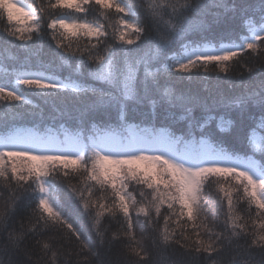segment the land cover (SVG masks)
I'll return each mask as SVG.
<instances>
[{
  "label": "snow or ice",
  "instance_id": "snow-or-ice-1",
  "mask_svg": "<svg viewBox=\"0 0 264 264\" xmlns=\"http://www.w3.org/2000/svg\"><path fill=\"white\" fill-rule=\"evenodd\" d=\"M93 3L99 6L105 19L109 18L107 13L113 8L118 14L111 43L103 26L87 19ZM206 6L194 4L192 0H147L139 4L135 0H50L48 7L52 12L69 9L83 15H59L44 24L43 7L37 11L25 0H0V16L6 17L13 25L3 39L19 41L22 48L30 47V41L39 47L43 42L44 29H50L51 40L56 41V48L60 50L57 56L61 60L74 57L83 62L86 58L90 65L89 77L111 89H97L72 77L57 79L54 74L45 75L49 71L45 67L34 72L5 73L7 82L0 85V101L29 104L31 101L25 89L35 90L39 95L71 92L78 98L87 94L95 97L88 104V113L92 117L90 126H86L82 117L75 130H65L55 136L14 132L0 138V181L5 182L9 190L8 203L0 210V242L6 251L20 252L25 241L32 237L42 254L40 258L50 255L48 264H57V260L61 259L60 252L70 247L74 239L76 251L65 253L69 258L62 260V264H72L73 254L84 257L82 264H90V261L105 264L99 249L109 242V229L102 226V219L107 213L116 219L122 216L126 224L122 235L132 242L129 252L143 261L148 256V250L146 242L142 243L132 235V211L135 210L137 222L143 215L145 223L151 225L154 222L152 213H155L158 222L161 208L166 203L163 230L158 238L149 236L148 239L156 246L168 245L173 239L176 242L183 240L197 256L207 254L204 264H223L214 253L222 251L226 244H239L249 236L245 224L241 223L244 218L234 209L232 192L225 188V184L233 187L237 194L242 191L249 211L255 206L256 217L264 221V135L258 140L256 131L264 130V82L258 91L230 98L222 105L228 111L219 115L217 109L198 102L200 117L192 115L191 107L184 109V119L190 125L205 129L217 121L220 131H231L234 121L230 118V110L257 107L259 120L255 122V127L249 126L246 137L255 152L261 154L260 161L247 154L243 158L235 156L219 142L189 141L181 148L182 141L175 137L150 132L139 124L133 126L129 123L127 102L130 100L136 105L145 102L152 105V110L146 114L149 119L158 115L157 101L152 98V93L154 89L161 88V76L170 77L174 71L191 73L201 66L207 69L210 63L227 72L229 62L246 51L255 54L264 49V0H258L246 9H237L235 4H214L224 9L223 15L229 12L240 15L243 31L237 37H223L228 40V45L209 48L195 40L185 42L190 33L207 30L194 24L189 16V12L199 15ZM149 29L154 35L145 38ZM69 32L73 37L84 33L89 39L95 37L97 42L90 43L83 50L73 49L71 40L65 43L57 39L58 35L67 39L65 34ZM206 39L201 35V40ZM138 41L146 43L147 47L143 54L132 56L124 46L137 44ZM117 42L119 46L115 47ZM176 42H179L178 49L174 48ZM153 64L157 66L152 67ZM174 96L172 88L163 87L162 97L168 104H173ZM175 99L193 103L192 97L180 95ZM101 110L105 114L115 110L116 118L105 120L92 115ZM80 174L86 175L93 184L79 191L70 184L69 188L83 204L95 232L94 239L84 236L78 226V217L66 214L59 199L61 185ZM212 183L227 200L223 231L215 230L216 218L210 212L206 189ZM129 185H132L131 190ZM93 188L100 193L98 200L91 204L98 209L94 214L89 212ZM27 189H31L37 198L33 212L35 223L27 229L21 225L19 229L10 230L15 204L19 200L17 193ZM170 221L176 224L179 237L170 233ZM189 226L195 234L194 240L186 234ZM259 228L260 231L253 232L250 240L242 246V258H233L231 264H264V255L257 261L250 251L253 246L264 250V222L259 224ZM65 229L67 234L58 241L55 232L63 233ZM120 238V233H114L111 240Z\"/></svg>",
  "mask_w": 264,
  "mask_h": 264
},
{
  "label": "trees",
  "instance_id": "trees-1",
  "mask_svg": "<svg viewBox=\"0 0 264 264\" xmlns=\"http://www.w3.org/2000/svg\"><path fill=\"white\" fill-rule=\"evenodd\" d=\"M32 8L37 11L44 8L45 12L43 23H50L51 18L59 15H83L76 14L69 9H56L55 12L48 7L50 0H25ZM54 2V0H51ZM137 4L146 3L147 0H135ZM194 4L207 5L203 11L197 15L189 12V16L193 19L194 24L201 29L206 28V31H198L190 33L185 42L195 40L198 43L210 44L214 46L228 44L227 39H222L226 36L237 37L243 31L241 27L240 15L229 12L223 15L224 9L215 7L216 3H224L229 6L235 4L237 9H246L249 5L258 3V0H192ZM51 13V15H49ZM108 19H105L101 14L99 6L94 5L92 11L87 14V19L95 24L103 26L109 34V42L111 43V35L116 26L118 14L115 9H111L108 13ZM141 19L143 17L141 16ZM24 21L21 20V24ZM111 25V26H110ZM6 17L0 16V85L6 81L5 73L14 74L18 71H37L41 67L47 68L49 71L45 75H53L54 78L61 79L64 77H72L81 82L87 83L97 89L111 90L110 86L103 82L94 81L89 77L90 65L87 59L79 62L76 58L70 57L67 60H61L57 53L60 51L56 48V41L51 40V30L44 29L43 42L38 47L36 43L29 42L30 47H20L19 41H13L12 38L3 39L6 31L11 28ZM67 39L57 36L58 40H63L67 43L72 41L73 49H85L90 43H96L95 37L89 39L84 33H79L73 37L71 33L65 34ZM154 32L150 29L146 31L145 38L153 36ZM201 35L207 37L206 40H201ZM115 47H118V42ZM130 50L132 56H139L144 53L147 44L138 41L134 45H125ZM174 48H179V42L174 44ZM27 65V67H25ZM79 65V66H78ZM157 65L153 64L152 67ZM143 76V69L140 73ZM264 82V49L259 53H252L250 50L246 51L240 57L234 59L228 64V71H220V67L215 63L207 65V69L201 66L194 69L191 73H177L173 72L170 77L161 76V88L154 89L152 98L157 101L156 112L158 115L147 117V113L152 110V105L145 102L142 105H136L134 101H128V109L130 113L129 123L133 126L139 124L141 128H147L149 131H155L157 134L170 135L182 141L180 147L188 144L189 141H209L219 142L225 150L235 156L243 158L245 154L256 159L261 160V154L249 145L246 133L249 131V126L255 127V122L259 120V109L257 107L249 106L243 111L240 109L230 110V118L233 119L231 131H220L217 127V121H213L210 126L205 129H199L184 119L185 108H192V115L200 117L201 107L199 104H207L213 109H217V115L220 112L228 111L222 107L230 98L242 96L252 91H258L261 83ZM164 86L170 87L174 90L175 96L192 97L193 103H182L173 97V104L166 102V98L162 97V89ZM31 103L20 104L15 101H0V136L10 134L15 130L33 131L42 136H55L62 134L65 130L73 131L75 126L81 123V118H84L86 126H90L92 117L88 113V104L95 99L91 94L86 97H77L71 92H62L58 94L39 95L35 90L25 89ZM145 115H141V114ZM99 119H115V110H109L105 114L103 110L92 114ZM255 118V121L254 119ZM228 128V125H224ZM257 139L264 135V130L257 129ZM63 179V178H61ZM69 184L78 191L85 188L86 185H92L93 182L87 180L86 175L80 174L72 176L68 181L61 185L59 194L60 203L63 206V211L71 215L73 218L78 217V226L85 237L95 238L94 229L91 226V221L85 214L83 204L75 196L72 195ZM131 190L132 185H129ZM234 201V209L244 219L241 223L245 224V229L249 236L245 240L239 241V244L233 243L227 245L219 253H214L218 256L223 264H231L233 258H242L243 245H245L251 238L253 232L260 231L259 224L262 221L255 215V206L249 211L246 198H243L242 191L237 194L233 187L225 184ZM207 198L210 200V212L215 216L216 231H223V222L225 221V213L227 212V200L224 194L218 192L217 185L212 183L208 186ZM19 200L15 204V212L10 221V230L12 228L19 229L21 225L27 229L31 224L35 223V215L33 214L36 203V195L31 189L23 192H18ZM106 195H110L106 194ZM87 196V193H85ZM100 193L93 188V195L89 201V212L94 214L98 209L92 207V201L98 200ZM0 210H3L8 203L9 190L5 187V182L0 181ZM139 199V196H137ZM108 202V201H102ZM177 211L179 208L177 206ZM167 214V204L165 203L161 208V216L157 221L155 213L153 212L154 222L149 225L145 223V218L141 215L138 218L135 210L132 211L133 229L132 235L142 243L146 242L148 256L143 261L135 257L129 252V245L132 243L128 237L122 235L126 229V224L123 223V218H113L107 213L102 219L103 228L109 229L107 236L109 242L100 247L102 259L105 264H204V258L207 254L197 256L190 247L188 242L181 240L176 242L175 239L168 245L156 246L149 240L148 237L154 239L159 237L163 230L164 221L163 216ZM186 220V217L184 218ZM255 221V223H253ZM183 222V221H182ZM211 226V225H210ZM170 233L174 237H179L180 233L174 222L170 221ZM176 229L175 232L173 230ZM114 233H120L119 240H111ZM66 229L63 233L55 232V238L59 241L62 235H66ZM193 240L196 238L195 234L190 230L186 232ZM206 238V237H205ZM77 248L76 242L73 239L70 242V247H65L60 252L61 259L57 260V264H62V260H67L69 257L65 255L67 252L75 253ZM257 261L264 255V250L259 246H253L250 249ZM241 255L238 256L237 254ZM143 255V253H142ZM42 256L40 249L34 243V238L30 237L21 248L20 252H13L11 249L6 251L5 246L0 242V264H48V258H40ZM72 264H82L84 257H79L73 254L71 257ZM90 264H96L95 261H90Z\"/></svg>",
  "mask_w": 264,
  "mask_h": 264
},
{
  "label": "rangeland",
  "instance_id": "rangeland-1",
  "mask_svg": "<svg viewBox=\"0 0 264 264\" xmlns=\"http://www.w3.org/2000/svg\"><path fill=\"white\" fill-rule=\"evenodd\" d=\"M93 38V37H92ZM226 45H228V44H226ZM226 45H220V46H214V45H210V44H205L204 46L205 47H209V48H219V47H221V46H226ZM14 132H20V133H24V134H37V133H35V132H33V131H23V130H15ZM14 132H12V133H14ZM37 135H39V134H37ZM3 136H0V138H2ZM185 146H183V147H181V148H184Z\"/></svg>",
  "mask_w": 264,
  "mask_h": 264
}]
</instances>
